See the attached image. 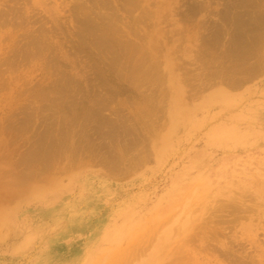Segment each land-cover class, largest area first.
Listing matches in <instances>:
<instances>
[{
  "label": "rangeland",
  "instance_id": "obj_1",
  "mask_svg": "<svg viewBox=\"0 0 264 264\" xmlns=\"http://www.w3.org/2000/svg\"><path fill=\"white\" fill-rule=\"evenodd\" d=\"M105 1L0 0V264H264V31Z\"/></svg>",
  "mask_w": 264,
  "mask_h": 264
},
{
  "label": "bare ground",
  "instance_id": "obj_2",
  "mask_svg": "<svg viewBox=\"0 0 264 264\" xmlns=\"http://www.w3.org/2000/svg\"><path fill=\"white\" fill-rule=\"evenodd\" d=\"M11 1H12V0H11ZM92 1H94V0H92ZM104 1H105V0H104ZM119 1H121V0H119ZM126 1H127V0H126ZM126 1H125V3H126V4L128 3L127 5H130L129 1H128V2H126ZM145 1H146V0H145ZM30 2H31V1H30ZM101 2H102V1H101ZM105 2H106V1H105ZM105 2H104V3H105ZM107 2H108V1H107ZM123 2H124V1H123ZM137 2H138V1H137ZM234 2H235V1H234ZM85 3H86V2H85ZM104 3H103V4H104ZM120 3H121V2H120ZM133 3H134V2H133ZM133 3H132V4H133ZM135 3H136V2H135ZM28 4H29V3H28ZM109 4H110V3H109ZM137 4H140V2L137 3ZM231 4H232V3H231ZM86 5H87V4H86ZM135 5H136V4H135ZM149 5H151V4H149ZM228 5H230V4L228 3ZM232 5H233V4H232ZM112 6H113V5H112ZM133 6H134V5H133ZM137 6H138V5H137ZM137 6H136V8H137ZM152 6H153V5H152ZM83 7H84V6H83ZM94 7H95V6H94ZM114 7H115V6H114ZM141 7H142V6H141ZM143 7H144V6H143ZM162 7H163V6H162ZM193 7H194V6H193ZM231 7H232V6H231ZM262 7H263V5H262ZM262 7L260 6L259 0H237L233 8L235 9L234 13H235V16L238 18L237 20H238V22H239V24H240L238 27L241 29V27L243 28V26H244V28H246V30H248L247 28H249L248 26H250L251 23H252V25H253V24H254V25H258V24H259V26H257V27H255V26L253 25V28H257V29H258V27H259L258 30H260V32H263V31H264V14H263L264 12H262V9H261ZM13 8H14V7H13ZM125 8H128V6H127V7L125 6ZM139 8H140V7H139ZM229 8H230V6H229ZM251 8H252V9H251ZM255 8H256V9H255ZM11 9H12V8H11ZM90 9H91V8H90ZM106 9H107V8H106ZM113 9H114V8H113ZM137 9H138V8H137ZM230 9H232V8H230ZM83 10H84V9H83ZM3 11H4V10H3ZM16 11H17V9H16ZM109 11H110V10H109ZM224 11H226V10H224ZM228 11H230V10H228ZM13 12H14V11H13ZM82 12H83V11H82ZM250 12H252V13L254 12V14H257V15L254 16V18L252 19L251 15H250ZM5 13H6V12H5ZM20 13H21V12H20ZM91 13H92V12H91ZM110 13H111V12H110ZM110 13H109V14H110ZM112 13H113V12H112ZM125 13H126V12H125ZM17 14H18V13H17ZM97 14H98V13H97ZM113 14H114V13H113ZM146 14H147V13H146ZM220 14H222V12H221ZM225 14H228V16L231 15V14H229L228 12H227V13L225 12ZM225 14H224V17L226 18V21H227L228 18L226 17ZM2 15H3V14H2ZM8 15H9V13H8ZM21 15H22V14H21ZM21 15H20V16H21ZM101 15H102V14H101ZM101 15H98V17H99V16L102 17ZM103 15H104V14H103ZM105 15H106V14H105ZM148 15H149V14H148ZM252 15H253V14H252ZM0 16H1V15H0ZM95 16H96V15H95ZM107 16H108V15H107ZM109 16H110V15H109ZM109 16H108V17H109ZM235 16H234V17H235ZM1 17H2V16H1ZM82 18H83V17H82ZM85 18H86V17H85ZM150 18H151V17H150ZM229 18H230V17H229ZM5 20H6V19H5ZM79 20H80V19H79ZM109 20L111 21V17H110ZM115 20H116V19H115ZM230 20H231V19H230ZM233 20L236 21V19H233ZM98 21H99V20H98ZM102 21H103V20H102ZM113 21H114V19H113ZM113 21H111V22H113ZM231 21H232V20H231ZM105 22H106V20H104V22H103V23H104V26H105ZM236 22H237V21H236ZM238 22H237V24H238ZM82 23H83V22H82ZM96 23H98V22H96ZM120 23H121V22H120ZM227 23L229 24V22H227ZM234 23H235V22H234ZM234 23H233V25H232L233 27H234V25H235ZM92 24H93V22H92ZM92 24H91V25H92ZM94 24H95V22H94ZM99 24H100V23H99ZM111 24H112V23H111ZM224 24H225V23H224ZM224 24H223V25H224ZM228 24H225V25L228 27ZM237 24H236L235 27H237ZM2 25H3V24H2ZM82 25H84V24H82ZM86 25H87V24H86ZM113 25L116 26L115 22H113ZM113 25H110V24H109L110 27L113 26ZM252 25H251V26H252ZM5 26H6V25H5ZM84 26H85V25H84ZM84 26H83V27H84ZM100 26H101V25H100ZM106 26H107V29L110 28L108 25H106ZM222 27H223V26H222ZM224 27H225V26H224ZM224 27H223V28H224ZM53 28H54V27H53ZM87 28H89V27H87ZM100 28H102V26H101ZM103 28L105 29L106 27H103ZM119 28H120V27H119ZM127 28H128V27H127ZM230 28H231V27H230ZM251 28H252V27H250L248 31H250ZM54 29H55V28H54ZM54 29H53V30H54ZM111 29H112V27H111ZM114 29H115V28H114ZM116 29H118L117 26H116ZM237 29H238V28H235V30H237ZM257 29H256V30H257ZM88 30L90 31L91 29L89 28ZM112 30H113V29H112ZM112 30H111V31H112ZM226 30H227V29H226ZM226 30H225V31H226ZM235 30H234V31H235ZM242 30H244V29H242ZM242 30H241V31H242ZM37 31H39V30H37ZM100 31H101V33H102V31H104V30L100 29ZM131 31H132V30H131ZM225 31H224V32H225ZM228 31H229V30H228ZM238 31H239V29H238ZM238 31H237V32H238ZM241 31H240L239 33H240V35H241V34H242V35H241V36H236V35H235V38H237V37H240V38L243 37V38H244V47H245V46H246V47H247V46H250V44H251L253 47L256 46V45H255V41L252 40V41L254 42V43H253L254 45H253V44H252V41L250 40V41H251V42H250V41L248 40V38H247L248 36H246L247 39H245V37H244L243 34H244L246 31H243L242 33H241ZM251 31H254V29L251 30ZM57 32H58V31H57ZM98 32H99V31H98ZM230 32H231V31H230ZM232 32H233V30H232ZM46 33H47V31H46ZM48 33H50V32H48ZM91 33H92V32H90V36H91ZM93 33H94V32H93ZM106 33H108V31H107ZM136 33H137V32H136ZM227 33H228V32H227ZM239 33H238V35H239ZM96 34H97V33H96ZM225 34H226V33H225ZM98 35H99V34H98ZM108 35H109V33H108ZM113 35H114V34H113ZM116 35H117V34H116ZM118 35H120V34H118ZM136 36H137V35H136ZM93 37H95V35H93L92 38H93ZM113 37H114V36H113ZM123 37H124V36H123ZM128 37H129V35H128ZM233 37H234V36H233ZM233 37H231V38L234 39ZM95 38H96V37H95ZM97 38H98V37H97ZM103 38H105V37L102 36L101 41H100L99 39H97V40H99V42H100L99 44H102L101 42H102V39H103ZM106 38H107V37H106ZM118 38H120V36H118ZM121 38H122V36H121ZM131 38H132V37H131ZM131 38H130V41H132ZM250 38H251V37H250ZM83 39H84V38H83ZM114 39H115V37H114ZM114 39H113V40H114ZM138 39H139V38H138ZM228 39H229V38H228ZM241 39H242V38H241ZM251 39H253V38H251ZM257 39H258V38H257ZM257 39H256V41H257ZM259 39H260V38H259ZM262 39H263V38H262ZM23 40H24V39H23ZM79 40H80V39H79ZM97 40H96V41H97ZM103 40H105V39H103ZM118 40H119V39H117V41H118ZM133 40H134V39H133ZM230 40H231V39H230ZM125 41L127 42V39H126ZM125 41H122V39H120V40L118 41L119 43H118V42H117V43L120 44L121 42H123L122 44L124 45V42H125ZM233 41H234V40H233ZM260 41H261V40H260ZM260 41L258 40V41L256 42L257 45L260 43ZM262 41H263V43H264V40H262ZM31 42H32V41H30V43H31ZM82 42H83V41H82ZM97 42H98V41H97ZM105 42H107V41L105 40L103 43H105ZM234 42H235V41H234ZM25 43H26V42H25ZM25 43H24V44H25ZM30 43H29V44H30ZM37 43H38V42H37ZM117 43H115V42L113 43V46H114L115 48H116L117 46H115L114 44H117ZM128 43L131 44L130 42H128ZM232 43H233V42H232ZM242 43H243V42H242ZM29 44H28V45H29ZM31 44H32V43H31ZM31 44H30V45H31ZM34 44H35V43H34ZM105 44H107V43H105ZM118 44H117V45H118ZM125 44H126V43H125ZM129 44H127V46L130 47ZM233 44L237 45L236 43H233ZM238 44H239V43H238ZM261 44H262V43H261ZM97 45H98V44H97ZM108 45H109L108 47H110L111 42H110V44H108ZM123 45L121 46V49H120V47H119L120 45L118 46V48L122 51L121 53H123V50H124V49L122 48ZM133 45H135V47L138 46L137 44H133ZM235 45H233L234 47H232L233 50H235V49H234V48H235ZM239 45H241V44H239ZM239 45H238V46H239ZM36 46H37V44H36ZM48 46H49V45H48ZM101 46H102V45H101ZM101 46H100V47L98 46L97 49L99 50V49L101 48ZM127 46H126V47H127ZM206 46H208V45H206ZM258 46H259V48H262V47H260L261 45H258ZM40 47H41V46H40ZM95 47H96V46H95ZM103 47H105V46H103ZM106 47H107V46H106ZM106 47H105L104 50L108 51L107 49H110V48H106ZM124 47H125V45H124ZM218 47H219V46H218ZM236 47H237V46H236ZM239 47H240V46H239ZM115 48H112V47H111V51H112V50H115V52H117V50H116ZM130 48H131V47H130ZM212 48H213V47H212ZM254 48H255V47H254ZM38 49H39V48H38ZM95 49H96V48H95ZM102 49H103V48H102ZM119 49H118V50H119ZM216 50H217V49H216ZM238 50H242V49L237 48V52H239ZM251 50H252V49H251ZM255 50H258V47L255 48ZM127 51H128V50H127ZM129 51H130V50H129ZM20 52H21V51H20ZM38 52H39V51H38ZM100 52L102 53V51H100ZM103 52H104V51H103ZM118 52H119V51H118ZM125 52H126V49H125ZM125 52H124V53H125ZM132 52H133V51H132ZM138 52H139V51H138ZM138 52H137V53H138ZM235 52H236V51H235ZM237 52H236V53H237ZM240 52H241V51H240ZM248 52H249V51L247 50L246 53H248ZM90 53H91V51H90ZM111 53H112V52H111ZM119 53H120V52H119ZM124 53H123V54H124ZM126 53H127V52H126ZM145 53H146V52H145ZM260 53H261V52H260ZM260 53H259V55H261ZM36 54H37V53H36ZM98 54H99V53H98ZM103 54H104V53H103ZM123 54L121 55L122 58H123V56H125V55H123ZM135 54H136V53H135ZM135 54H133V56H135ZM239 54H240V53H239ZM249 54H251V53H248V55H247V54L244 55V57H243V55L241 54V55H242L241 57H242L244 60H246L248 57L251 56V55H249ZM73 55H74V54H73ZM100 55H101V54H100ZM114 55H115V54H114ZM119 55H120V54H119ZM127 55H128V53H127ZM127 55H126V56H127ZM254 55L256 56L255 52H254ZM259 55H257V57H255V56L252 57V56H253V55H252L251 57H252L253 59H254V58L257 59ZM70 56H71V55H70ZM129 56H130V52H129V55H128L127 58H129ZM133 56H132L131 58H133ZM141 56H142V55H141ZM23 57H24V56H23ZM84 57H85V56H84ZM109 57H110V55H109ZM146 57H147V54H146ZM146 57L144 56V58H146ZM228 57H229V56H228ZM251 57H250V58H251ZM81 58H82V57H81ZM112 58H113V57H112ZM116 58H117V57H116ZM139 58H140V57H139ZM250 58H248V59H250ZM252 58H251V59H252ZM259 58H260V59H259L260 61H258V60H257V61L260 62V63H261V61L263 62L264 57L259 56ZM17 59H18V58H17ZM25 59H26V58H25ZM25 59H24V60H25ZM134 59H135V58H134ZM136 59H137V58H136ZM232 59H234V58L232 57ZM248 59H247V60H248ZM255 59H254V60H255ZM125 60H126V59H125ZM132 60H133V59H132ZM132 60H131V61H132ZM139 60H140V59H139ZM144 60H145V59H144ZM254 60H253V61H254ZM112 61H113V59H112ZM115 61L117 62V60H115ZM122 61H123V60H122ZM122 61H121V62H122ZM128 61H130V60L127 59V61H124V62L127 63ZM134 61H135V60H134ZM151 61H152V60H151ZM249 61H250V60H249ZM7 62H8V61H7ZM50 62H51V61H50ZM56 62H57V61H56ZM140 62H141V61H140ZM144 62H145V61H144ZM251 62H252V60H251ZM258 62H255V63H258ZM51 63H52V62H51ZM111 63H112V62H111ZM117 63H118V62H117ZM122 63H123V62H122ZM135 63H136V62H135ZM141 63H142V62H141ZM123 64H124V63H123ZM139 64H140V63H139ZM124 65H125V64H124ZM53 66H54V65H53ZM125 67H126V66H124L123 68H125ZM241 67H242L243 69H242V68L239 69V67L237 68V71H240V73L242 72V70H243V72H244V70H245L243 66H241ZM128 69H129V68H128ZM156 69H157V68H156ZM108 70H110V69H108ZM138 70H139V69H138ZM234 70H236V69H234ZM132 71H133V70H132ZM237 71H236V72H237ZM252 71H253V70H252ZM81 72H82V71H81ZM112 72H113V71H112ZM123 72H125V71H123ZM135 72H136V71H135ZM135 72H134V73H135ZM140 72H141V69H140ZM144 72H145V71H144ZM234 72H235V71H234ZM246 72H247V71H246ZM246 72H245V73H246ZM129 73H131V71H130ZM132 73H133V72H132ZM132 73L129 74V75L132 76ZM137 73H138V72H137ZM231 73H232V72H231ZM237 73H239V72H237ZM245 73H244V74H245ZM247 73H249V72H247ZM247 73H246V74H247ZM112 74H113V73H112ZM242 74H243V73H242ZM103 75H104V74H102V76H99L100 80L103 79ZM117 75H118V77H119V74H117ZM133 75H134V74H133ZM227 75H228V74H227ZM94 76H95V75H94ZM231 76H234V74H232ZM248 76L251 77L252 75H248V74H247V76L244 77V79H245V78H248ZM96 77H98V76H96ZM101 77H102V78H101ZM126 77H127V76H126ZM129 77H130V76H128L127 78H129ZM147 77H148V76H147ZM236 77H237V76H236ZM122 78H124V76H123ZM130 78H131V77H130ZM130 78H129V79H130ZM132 78H135V76H134V77L132 76ZM234 78H235V77H234ZM94 79H96V78H94ZM97 79H98V78H97ZM97 79H96V80H97ZM104 79H105V80H108V79H106L105 77H104ZM244 79H243V80H244ZM251 79H252V78H251ZM137 80H138V79H137ZM240 80H241V79H240ZM67 81H68V80H67ZM102 81H103V80H102ZM102 81H101V82H102ZM121 81H122V80H121ZM69 82H70V81H69ZM72 82H74V80H73ZM103 82H104V83H107V82H105V81H103ZM135 82L137 83L138 81L135 80ZM139 82H140V81H139ZM141 82H144V81H141ZM238 82H239V81H238ZM57 83H58V82H57ZM74 83H75V85H76V82H74ZM74 83H71V84L73 85ZM55 84H56V83H55ZM77 84H78V83H77ZM79 84H80V83H79ZM79 84H78V85H79ZM156 84H157V83H156ZM242 84H243V83H242ZM75 85H74V86H75ZM78 85H76V87H77ZM101 85H102V84H101ZM152 85H153V84H152ZM233 85H234V84H233ZM235 85H236V83H235ZM239 85H240V84H239ZM74 86H73V89L76 88V87L74 88ZM82 86H83V85H82ZM106 86H107V85H106ZM59 87H60V86H59ZM149 87H150V86H149ZM236 87H238V85H237ZM78 88H80V85H79V87H77L76 89L78 90ZM100 88H101V87H100ZM102 88H103V86H102ZM105 88H106V87H105ZM108 88H109V87H108ZM111 88H112V87H111ZM113 88H114V87H113ZM139 88H140V86H139ZM147 88H148V87H147ZM151 88H152V87H151ZM151 88H150V90H151ZM68 89H69L68 91L70 92V87H69ZM76 89H75V90H76ZM103 89H104V88H103ZM103 89H101V90H103ZM115 89H116V88H115ZM115 89H114V90H115ZM142 89H143V88H142ZM142 89H141V91H142ZM60 90H61V89H60ZM71 90H72V87H71ZM93 90H94V89H93ZM105 90L108 91V89H105ZM109 90H110V89H109ZM46 91H47V90H46ZM66 91H67V90H65V94L68 93V91H67V92H66ZM82 91H83V89H82ZM89 91H91V90H89ZM95 91H97V90H95ZM98 91H99V88H98ZM110 91H111V90H110ZM50 92H51V91H50ZM54 92H55V91H54ZM61 92L64 94V91L61 90ZM61 92H60V93H61ZM92 92H93V91L90 92L91 94H90L89 92H88L87 94H90V97H91ZM52 93H53V92H52ZM60 93H58V94H60ZM71 93H72V92H71ZM77 93H79V92H77ZM142 93H143V92H142ZM49 94H50V93H49ZM56 94H57V93H56ZM95 94H97V92H95ZM116 94H117V93H116ZM128 94H129V93H128ZM151 94H152V93H151ZM156 94H157V93H156ZM158 94H159V93H158ZM81 95H82V94H81ZM99 95H100V94H99ZM101 95H102V94H101ZM103 95H104V94H103ZM105 95H106V94H105ZM105 95H104L103 99L105 98ZM118 95H119V94H118ZM53 96H54V95H53ZM63 96H64V95H63ZM82 96H83V95H82ZM84 96H85V95H84ZM84 96H83V97H84ZM87 96H88V95H87ZM87 96H86V97H87ZM93 96H94V95H93ZM125 96H126V95H125ZM131 96H132V95H131ZM54 97H55V96H54ZM56 97H57V96H56ZM59 97H60V96H59ZM83 97H82V98H83ZM88 97H89V96H88ZM61 98H62V96H61ZM75 98H76V97H75ZM128 98H129V97H128ZM130 98H131V97H130ZM150 98H151V97H150ZM57 99H58V98H57ZM62 99H63V98H62ZM80 99H81V98H80ZM84 99H85V98H84ZM84 99H83V100H84ZM106 99H107V98H106ZM126 99H127V98H126ZM58 100H59V99H58ZM104 100H105V99H104ZM83 102H84V101H83ZM97 102H98V101H97ZM111 102H112V101H111ZM127 102H128V101H127ZM84 103H85V102H84ZM52 104H53V103H52ZM52 104H51V105H52ZM71 104H72V103H71ZM96 104H98V103L95 102L93 105L95 106ZM101 104H102V102L100 101V105H98V106H100V107H98V108H99V113H100V110H102L101 107H102V105H104V103H103L102 105H101ZM77 105H78V104H77ZM84 105H85V104H84ZM84 105H83V106H84ZM66 106H67V104H66ZM73 106L75 107V105H73ZM91 106H92V104H91ZM96 106H97V105H96ZM106 106H107V105H106ZM71 107H72V106H71ZM92 107H93V106H92ZM81 108H82V107H81ZM81 108H80V109H81ZM98 108H96V109H97V112H96L94 109H93V110H89L91 113H90L89 111H88L89 113L86 112V116H87V114H88L89 117H90L91 115H92L91 117H94V115L92 114V112L95 111V112H96L95 115H97V113H98ZM102 108H103V107H102ZM70 109H71V108H70ZM75 109H76V108H75ZM117 109H118V108H117ZM87 110H88V108H87ZM48 111H49V109H48ZM62 111H63V110H62ZM107 111H108V109H107ZM110 111H111V110H110ZM110 111H109V112H110ZM118 111H119V110H118ZM41 112H42V111H41ZM112 112H113V111H112ZM52 113H53V112H52ZM63 113H64V112H63ZM104 113H105V111H104ZM89 114H91V115H89ZM49 115H50V113H49ZM113 115H114V114H113ZM113 115H112V116H113ZM65 116H66V115H65ZM88 116H87V119H88ZM98 116H100V115H98ZM56 117H57V116H56ZM28 118H29V116H28ZM48 118H49V117H48ZM48 118H47V119H48ZM63 118H64V117H63ZM117 118L120 119L119 117H117ZM54 119H55V118H54ZM54 119H53V120H54ZM121 119H122V117H121ZM49 120L52 121V119H49ZM49 120H48V122H49ZM62 120H63V119H62ZM91 120H92V119H91ZM96 120H97V119H96ZM100 121H101V120H100ZM60 122H61V121H60ZM98 122H99V121H98ZM98 122H97V123H98ZM52 123H53V122H52ZM69 123H70V122H69ZM100 123H101V122H100ZM100 123H98V125H99ZM24 124H25V123H24ZM27 124H28V123H27ZM27 124H26V125H27ZM29 124H30V123H29ZM47 124H48V123H47ZM101 124H103V123H101ZM104 124H105V123H104ZM106 124H107V123H106ZM119 124H120V123H119ZM26 125H25V126H26ZM54 125H55V123H54ZM111 125H112V124H111ZM51 126H52V125H51ZM104 126H105V125H104ZM29 127H30V126H29ZM81 127H82V126H81ZM100 127H101V126H100ZM112 127H113V125H112ZM22 128H23V127H22ZM38 128H40V127H38ZM104 128H105V127H104ZM36 129H37V128H36ZM98 129H99V128H98ZM95 131H96V130H95ZM102 131H103V129H102ZM104 131H105V130H104ZM113 131H114V130H113ZM113 131H112V132H113ZM115 131H116V130H115ZM26 132H27V131H26ZM45 132H46V131H45ZM105 132H106V131H105ZM87 133H88V132H87ZM109 133H110V131H109ZM51 134H52V133H51ZM110 134H111V133H110ZM52 136H54V135H52ZM86 136H87V135H86ZM89 136H90V135H89ZM104 136H105V135H104ZM90 137H91V136H90ZM42 138H43V137H42ZM103 138H104V137H103ZM38 139H39V138H38ZM43 140H44V139H43ZM43 140H42V141H43ZM51 142H52V140H51ZM51 142H50V144H51ZM52 143H53V142H52ZM89 143H90V142H89ZM106 143H107V142H106ZM107 144H108V143H107ZM106 146H107V145H106ZM110 147H111V146H110ZM102 148H103V147H102ZM108 149H109V148H108ZM35 150H36V148H35ZM109 151H110V150H109ZM113 151H114V150H113ZM110 152H111V151H110ZM48 153H49V152H48ZM31 154H32V152H31ZM33 154H34V153H33ZM111 158H112V157H111ZM237 206H238V205H237ZM239 207H240V206H239ZM228 208H229V207H228ZM236 208H237V207H236ZM246 208H247V207H246ZM246 208H245V209H246ZM243 209H244V208H243ZM247 209H248V208H247ZM244 211H245V210H244ZM234 212H235V211H234ZM247 212H248V211H247ZM229 213H230V212H229ZM232 213H233V212H232ZM235 213H236V212H235ZM241 213H242V212H241ZM244 213H245V212H244ZM244 213H243V216H244ZM249 215H250V214H249ZM246 216H248V215H246ZM253 216H254V215H253ZM226 217H227V216H226ZM236 218H237V216H236ZM251 219H252V218H251ZM255 222H256V219H255ZM258 222H259V221H258ZM210 223H211V222H210ZM215 224H216V223H215ZM231 224H232V222H231ZM213 225H214V224H213ZM214 226H215V225H214ZM214 226H213V227H214ZM204 232H205V231H204ZM214 233H215V232H214ZM197 234H199V233L197 232ZM204 236H205V235H204ZM191 238H192V237H191ZM203 238H204V237H203ZM213 238H214V237H213ZM192 239H193V238H192ZM195 239H196V238H195ZM214 240H215V239H214ZM190 241H191V240H190ZM194 241H195V240H193V242H194ZM229 243H230V242H229ZM195 244H196V243H195ZM210 246H211V245H210ZM211 247H212V246H211ZM130 248H131V247H130ZM130 248H128V249H130ZM209 251H210V250H209ZM220 253H221V252H220ZM220 253H219V254H220ZM253 255H254V254H253ZM131 256H132V255H131ZM225 256H226V254H225ZM227 256H228V255H227ZM250 257L252 258V257H254V256H250ZM255 257H256V256H255ZM221 258H222V257H221ZM224 258H225V257H224ZM247 258H248V257H247ZM256 258H257V257H256ZM243 259H244V258H243ZM136 260H137V259H136ZM139 260H140V259H139ZM250 260H251V259H250ZM137 261H138V260H137ZM174 261H175V259H174ZM251 261H253V260H251ZM251 261L248 262V263H249V264L257 263V262H255V261H253V263H252ZM256 261H258V260H256ZM172 262H173V261H172ZM177 262H178V261H177ZM175 263H176V262H175ZM237 263H238V262H237ZM246 263H247V262H246ZM129 264H130V263H129ZM133 264H134V263H133ZM257 264H259V263H257Z\"/></svg>",
  "mask_w": 264,
  "mask_h": 264
}]
</instances>
